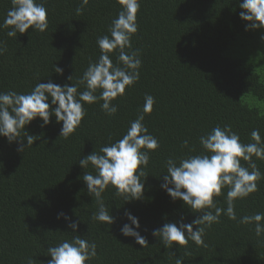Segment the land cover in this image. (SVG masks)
Returning a JSON list of instances; mask_svg holds the SVG:
<instances>
[{"label": "trees", "instance_id": "obj_1", "mask_svg": "<svg viewBox=\"0 0 264 264\" xmlns=\"http://www.w3.org/2000/svg\"><path fill=\"white\" fill-rule=\"evenodd\" d=\"M81 2L45 0L49 24L45 32L29 29L9 38L8 29H0V41L7 47L0 55V92L26 94L49 79L71 85L69 76H75V83L90 60H98L97 38L110 35L121 5L117 0H88L77 15ZM240 2L140 0L138 31L131 39L142 61L140 79L112 101L118 108L115 115L101 110L103 101L85 103L86 115L67 139L60 137L62 124L55 117L45 127L37 118L26 130L38 140L24 152L17 150L18 143L0 136V264H27L29 257L35 264H47L51 259L47 248L74 235L68 221L58 219L61 212L79 223L75 234L97 245V256L86 264H175L180 257L184 264H264V235H256L254 223L238 222L244 215L264 213V178L257 181L256 192L235 201L237 221L221 215L219 223L206 229V246L189 241L166 248L152 235L165 223H190L198 216L161 188L169 157L201 153L199 137L217 125L230 126L243 143L251 142L253 129H259L264 139V29L246 30ZM11 7V0H0V23ZM117 55L118 50L110 53L114 64ZM55 64L64 69L63 75L55 73ZM146 94L156 103L145 114L144 124L159 147L149 152L144 169L148 177H141L143 196L125 201L109 186L103 196L115 223L93 221L98 205L87 193L85 170L78 161L121 139ZM185 139L188 148L182 146ZM256 163L264 173V161ZM87 171H93L91 166ZM226 193L225 188L214 197L217 206L226 207ZM126 211L139 219L137 231L148 246L122 235L121 227L130 223Z\"/></svg>", "mask_w": 264, "mask_h": 264}, {"label": "clouds", "instance_id": "obj_2", "mask_svg": "<svg viewBox=\"0 0 264 264\" xmlns=\"http://www.w3.org/2000/svg\"><path fill=\"white\" fill-rule=\"evenodd\" d=\"M117 2L121 10L117 18L112 20L108 30L110 35L97 38L101 52L98 60H90L87 69L75 83V76H69L71 85L65 83L61 86L49 79L47 83L38 82L26 94L13 90L0 92V136L7 138L9 143H18V151L24 152L38 140L39 136L26 130V126L37 118L42 120L41 127H45L55 117L56 122L62 124L60 137L67 139L84 119L85 103L103 101L101 110L108 116L115 115L118 108L112 101L123 96L127 87L139 81L142 61L139 52L133 50L131 39L138 31L140 0ZM87 4L88 0H82L75 10L76 14H82ZM11 5L0 23V29H8L7 37L17 38L18 34H25L29 29L33 32H45L48 29L45 0H11ZM239 8L244 10L240 12V17L248 22L246 30L264 29V0H242ZM114 50H118L115 64L110 58ZM6 51V42L0 41V55ZM53 70L57 74H64V69L56 64ZM81 86L84 87L83 91L78 90ZM144 100L137 118L130 121V127L121 139L100 147L99 151L95 150L78 161L85 170L82 180L87 186V193L98 205V210L92 215L93 221L109 226L115 223V217L112 212L109 213L103 196L109 186L115 188V195L123 197L125 201L139 200L143 196L144 181L148 177H145L144 169L149 165V152L159 147L158 139L149 133L144 124L145 114L153 111L156 101L150 94H146ZM250 138L251 142L243 143L230 126L217 125L199 137L203 149L201 153L169 157L166 160L161 188L174 201H183L192 212L198 213L197 218L190 223H184L183 220L168 222L152 230V235L166 248L184 246L189 241L198 246L204 245L206 229L219 223L221 215L233 221L238 220L235 201L256 192L257 181L264 178V173L256 163V160L264 161V139L259 129H253ZM182 146L188 148L189 141L185 139ZM89 166L93 171H87ZM141 177H145L143 182ZM225 188L226 207H219L214 197H219ZM125 216L130 223L121 227L122 235L134 237L135 242L143 247L148 246L146 237L137 231L141 227L139 219L130 211H126ZM61 217L68 221V227L74 235L47 248L46 256L51 257L47 264H86L95 258L96 243L75 234L79 223L72 221L66 213H59L58 219ZM238 222L254 223L256 235H264V213L244 215ZM27 264H35L34 258L29 257ZM175 264H184L183 258H177Z\"/></svg>", "mask_w": 264, "mask_h": 264}]
</instances>
